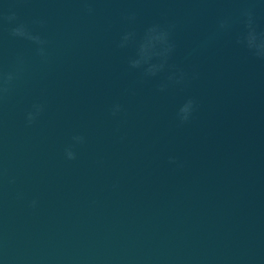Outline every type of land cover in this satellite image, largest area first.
Listing matches in <instances>:
<instances>
[{"label":"water","instance_id":"1","mask_svg":"<svg viewBox=\"0 0 264 264\" xmlns=\"http://www.w3.org/2000/svg\"><path fill=\"white\" fill-rule=\"evenodd\" d=\"M249 22L264 0H0V264H264ZM157 26L167 62L133 67Z\"/></svg>","mask_w":264,"mask_h":264},{"label":"clouds","instance_id":"2","mask_svg":"<svg viewBox=\"0 0 264 264\" xmlns=\"http://www.w3.org/2000/svg\"><path fill=\"white\" fill-rule=\"evenodd\" d=\"M89 11H91V9H89ZM12 18H14V17H9V19H12ZM223 26L224 25L222 23L221 27H223ZM248 27H249V31H248L247 35L242 36L240 38L239 42L242 43V44H246V47L249 50L253 51L254 55L264 59V51L259 50L253 43H251L250 40H249V36H250V34L254 35L257 40H261V41H264V37H260V36L257 35V33L255 31V28L252 27L251 22H249ZM150 32H151L150 38L152 40L151 46H148L146 44L142 46V48H141L142 60H134V61H132V66L133 67H140L142 61L143 62L149 61L153 55L162 56L164 58V63H166L168 55L174 49V45L171 44L170 40H169V37H170V31L169 30L161 29V28H159L157 26V27H154L153 29H151ZM13 34L17 35V36H21V37H26L28 39H32V40H34V41H36L38 43H43V41H41L39 37L31 36L27 32L26 28L23 25H21L18 28L13 29ZM157 43H159L160 45L163 46V51L162 52H154L155 45ZM163 66H164L163 63L161 65H159V67L156 66V65H151L147 69V72H148V74L155 75L156 72L159 69L163 68ZM185 75H186L185 73L181 72L179 80L177 82H182L183 79L185 78ZM12 79H13V76L11 74H9L7 76V78L4 80V87L2 89L3 91L6 92L8 90L7 85H9L11 83ZM170 79H175V77H170ZM194 105H195V101L189 99L180 108L179 118H180L181 123H185V122H188L190 120L192 112L194 110ZM119 108H120V106L117 105L116 109L113 112L114 115H115V112L119 110ZM34 120H35V116L32 113H29V115H28L29 123H32ZM74 139L82 140L83 138L82 137H76ZM66 155H67V158L69 160L76 159V153L71 148L66 149ZM171 162L175 163V158H172ZM33 204H35V201L33 202Z\"/></svg>","mask_w":264,"mask_h":264}]
</instances>
